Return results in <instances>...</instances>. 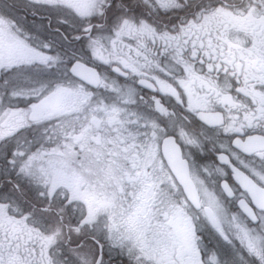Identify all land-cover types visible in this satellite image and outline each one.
Listing matches in <instances>:
<instances>
[{"label": "snow or ice", "instance_id": "obj_1", "mask_svg": "<svg viewBox=\"0 0 264 264\" xmlns=\"http://www.w3.org/2000/svg\"><path fill=\"white\" fill-rule=\"evenodd\" d=\"M0 264H264V0H0Z\"/></svg>", "mask_w": 264, "mask_h": 264}]
</instances>
